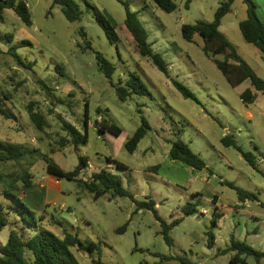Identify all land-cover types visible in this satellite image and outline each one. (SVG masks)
Wrapping results in <instances>:
<instances>
[{
	"label": "rangeland",
	"instance_id": "374dc122",
	"mask_svg": "<svg viewBox=\"0 0 264 264\" xmlns=\"http://www.w3.org/2000/svg\"><path fill=\"white\" fill-rule=\"evenodd\" d=\"M24 1L31 26L24 25L12 9L4 8L0 15V37L12 33V44L30 41L31 45L17 48L16 54L25 64L32 63L30 68L17 65L7 53L10 44L0 39V141L24 145L28 150L25 160L0 162V173L6 181L28 172L39 185L47 175L44 155L66 171H72L83 156L90 164L80 172V179L88 180L92 173L107 168L135 200L151 198L160 220L179 223L169 231L168 245L152 211H136L130 198L108 200L107 195L94 199L77 181L59 179L55 184L51 178L45 190L50 202L46 212L62 223V227H52L55 234L61 235L63 228L85 244L100 242V251L94 252L93 257L99 258L101 264H155L170 256L185 257L194 264H230L234 253L215 256L217 249L225 248L231 235L250 245L253 238L246 235L242 212L235 218L225 217L227 205L218 208L220 221L211 226L215 212L211 201L215 195L224 204L238 201L236 191L226 183L264 196V94L257 92L252 103H243L240 94L251 89L250 82L245 80L232 87L214 61L222 60V56L205 53L199 36L188 42L181 35L184 24L212 21L222 0H191L188 6V0H173L177 7L169 13L152 1L122 0L147 30L152 49L167 62L169 77L139 54L124 25L125 8L120 0H74L82 11L80 19L74 22L68 21L52 0ZM252 1L257 17L264 23V0ZM102 11L115 20L117 41L110 42L98 24L96 14ZM245 18L246 5L242 0H233L219 29L236 53L264 78V55L246 43L239 31V22ZM80 29L93 50L115 65V84L133 73L140 77L150 95L120 101L115 87L99 70L93 51L85 49ZM171 79L184 84L195 100L182 97ZM40 81L50 90H45ZM30 109L43 116L46 124L42 130L30 120ZM102 119L120 127L121 134L99 135L96 130ZM142 119L150 128L130 153L125 143ZM64 123L72 124L81 133L87 130L86 145L77 149L62 145L61 139L67 137ZM225 135L231 136L238 148L224 146L221 139ZM176 137L200 155L206 168L196 170L170 159L171 142ZM241 152L255 157L257 170ZM106 157L125 164L127 169L118 170L107 164ZM188 202L196 204L197 212L184 216L181 207ZM0 203L5 210L8 203L13 204L2 194ZM202 210L207 212L202 214ZM8 211L9 221L17 220L20 227L18 214ZM124 225L125 229L119 232ZM10 227L0 232L1 243L7 240ZM207 231L220 236L213 248L206 244ZM254 239H259L258 245L264 248L263 235ZM71 251L79 264H94L86 252L74 248ZM247 261L255 264L252 257ZM162 264L181 263L169 260Z\"/></svg>",
	"mask_w": 264,
	"mask_h": 264
},
{
	"label": "trees",
	"instance_id": "16d2710c",
	"mask_svg": "<svg viewBox=\"0 0 264 264\" xmlns=\"http://www.w3.org/2000/svg\"><path fill=\"white\" fill-rule=\"evenodd\" d=\"M3 1V2H2ZM125 8L124 25L130 35L133 42L138 49L139 54L151 61L155 68L169 77L168 64L164 60L160 53L155 52L152 49V45L148 41V33L145 27L139 22L136 13L131 11L129 4L120 0ZM144 3L152 1L158 8L165 12H172L176 9V4L173 0H142ZM188 0L186 6H188ZM246 5V18L239 22V31L243 40L246 43L254 45L264 55V23L256 15V6L252 0H242ZM7 0H0V15L4 8L12 9L16 16L26 26H31V15L28 10V6L24 0H10L9 4H5ZM233 0H222L216 9L213 19L210 22L196 21L194 24H184L181 26L182 38L188 42H192L195 36H199L202 40V50L211 55L212 57L222 56V60L215 59V64L219 71L224 75L227 82L235 87L245 80L250 82V88H246L241 94L240 98L243 103H252L256 98V93L261 92L264 94V78L259 77L251 66L244 61L229 44L224 34L220 31L222 18L231 11V5ZM54 5L61 7L64 17L74 22L80 19L82 11L79 5L74 0H52ZM145 7V5H144ZM96 20L98 24L104 29V32L110 42L117 41V37L114 33V29L117 26L115 20L106 12H97ZM82 36L85 49L93 51L99 70L110 81L111 85L115 87V92L118 99L122 102L127 101L132 96H148L150 95L148 89L143 84L140 77L136 74H129L124 80L119 79L115 84L112 81V76L116 71V67L103 54L93 50L91 42L87 39L83 29L79 30ZM2 41L10 46L7 49V53L14 58L15 62L19 66L30 68L32 63L25 64L22 59L16 54V49L22 46L31 45L30 41L22 40L18 44H12L14 35L12 33H6L0 37ZM2 50L0 48V54ZM175 89L184 98H190L195 100L194 94L182 83L171 79ZM43 88L47 91L50 89L40 81ZM59 101V99H58ZM6 115V113L1 110ZM87 112L85 111V117L87 118ZM7 117V115H6ZM29 118L35 124L38 130H42L45 126V120L39 112H33L29 110ZM86 123V120L85 122ZM149 124L146 120L142 119L141 125L135 130L131 137L125 143V148L128 152L132 153L136 149L140 140L144 137ZM86 129V128H85ZM63 130L66 132V138H62V145L69 144L75 149L79 146L86 145L87 143V130L81 133L72 124L64 123ZM97 133L112 134L113 136H119L122 132L121 128L113 123L108 122L106 119H102L98 123ZM221 143L224 146H233L238 148L235 141L231 136L225 135L221 139ZM51 153H54L52 150ZM242 157L247 163L255 170H257V163L255 157L250 153L241 152ZM28 156L27 147L20 144H7L0 141V162H19L25 160ZM169 157L173 161L181 162L193 169L202 170L206 168L204 160L200 155L194 153L188 144L176 137L171 142ZM42 159L46 164V172L52 175L55 179H67L77 181L86 190H88L94 199L107 196L108 200H112L116 197L130 198L135 203L136 211L145 209L150 210L160 222L161 234L164 241L171 245V238L169 231L172 227L179 223V220H174L170 224L160 220L155 211V203L149 197H146L143 201H137L133 195L123 187L121 180L113 175L107 168H102L97 172L90 175L88 180H82L79 178L80 172L88 167V160L80 156L78 158V164L72 171L63 170L53 159L44 155ZM105 161L109 165H113L118 170H126L127 166L114 158L106 157ZM18 178V179H15ZM10 181H6L4 174L0 173V194L9 198L14 204H7L8 210H12L20 217L21 226L16 224L17 220L11 222L8 219V210H5L0 203V232L6 227L11 226L7 240L5 243L0 242V264H79L73 255L71 249L74 248L77 251H83L92 258L94 264H101L99 258H94L93 253L100 251V242H88L83 243L76 234L68 232L66 229L61 230V235H57L52 231V227H62L61 221L56 219L54 215L49 218L45 217V213L36 214L30 210L23 202L25 195V188L32 186L33 177L30 173L24 172L20 176H16ZM230 188L234 189L237 193L238 202L242 203L246 199L258 200V196L255 193L246 191L233 183H226ZM216 200V196H213L212 201ZM219 207H215V212L211 220V226H216L220 217L217 212ZM181 211L184 216H190L197 212L195 203H186L181 207ZM25 215L27 217H25ZM122 226L118 229L122 232L125 229ZM27 229H32L31 233L27 232ZM206 244L209 248L215 246V235L212 231L206 232ZM230 252L234 254L230 257V264H247V258L252 257L256 264L264 260V250H257L244 241L235 239L233 235L229 238V244L223 250L218 251L217 255H226ZM176 260L181 264H194L185 257H163L159 262L155 264H162L163 261ZM142 264H150L143 262Z\"/></svg>",
	"mask_w": 264,
	"mask_h": 264
},
{
	"label": "crops",
	"instance_id": "0c3cea01",
	"mask_svg": "<svg viewBox=\"0 0 264 264\" xmlns=\"http://www.w3.org/2000/svg\"><path fill=\"white\" fill-rule=\"evenodd\" d=\"M51 178L54 179L55 184L58 183L57 179H55L52 175L47 173V175H45L41 178L42 181L39 182V185H36L35 182L33 181L31 187L25 188V195L23 197V202L25 203V205L30 210L34 211L36 214L45 213L46 218H49V215L46 212V205H49L50 202H49V200L46 199L47 197L45 194V190L47 192V188H49L48 183L49 184L51 183V181H50ZM249 192H251V191H249ZM252 193H254V192H252ZM255 194H257V193H255ZM215 196H216V200L211 201V202H213L215 207L222 208V206L227 205V211L224 213L225 217L234 216V218H235V215H238V213L242 212V215L244 216L243 220H244V223L246 226V235L248 237H252L253 238L252 242L256 243V244L252 243L250 245L247 242L246 243L248 245H250L251 247L257 249V250L263 251L264 248H261V246L258 245L259 239H254V238H260V236H262V235L264 236V231H263V228H264V196H263V194L261 192L257 194L258 200L253 201V200L246 199L242 203L237 201V202H233L230 204L222 203L220 196H218V195H215ZM202 211H205V213L207 212L206 210H202ZM219 221H220V219H219ZM261 224L263 227L261 226ZM219 237L215 236V246L218 243ZM235 239H237V238H235ZM2 243H4V242H2ZM227 246H228V244H227ZM223 249L218 248L217 253H218V251L223 250ZM217 253L215 256H218ZM248 262L249 261H247V264H251L250 262L249 263ZM259 264H264V260L260 261Z\"/></svg>",
	"mask_w": 264,
	"mask_h": 264
},
{
	"label": "water",
	"instance_id": "95a60500",
	"mask_svg": "<svg viewBox=\"0 0 264 264\" xmlns=\"http://www.w3.org/2000/svg\"><path fill=\"white\" fill-rule=\"evenodd\" d=\"M10 0H7V2L5 3L6 5L9 4Z\"/></svg>",
	"mask_w": 264,
	"mask_h": 264
},
{
	"label": "built area",
	"instance_id": "2783aa9c",
	"mask_svg": "<svg viewBox=\"0 0 264 264\" xmlns=\"http://www.w3.org/2000/svg\"><path fill=\"white\" fill-rule=\"evenodd\" d=\"M82 172V171H81ZM202 214H205V211H202Z\"/></svg>",
	"mask_w": 264,
	"mask_h": 264
}]
</instances>
